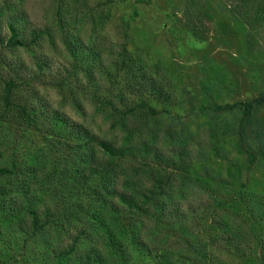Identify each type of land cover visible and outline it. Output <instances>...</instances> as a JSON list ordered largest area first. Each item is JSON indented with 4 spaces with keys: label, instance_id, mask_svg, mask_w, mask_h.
I'll list each match as a JSON object with an SVG mask.
<instances>
[{
    "label": "rangeland",
    "instance_id": "rangeland-1",
    "mask_svg": "<svg viewBox=\"0 0 264 264\" xmlns=\"http://www.w3.org/2000/svg\"><path fill=\"white\" fill-rule=\"evenodd\" d=\"M2 4L0 0V7ZM234 5L225 0H80V4L73 7L80 8L81 15L87 16L81 23L85 43L91 37L100 12L111 10V18L95 39L106 48L103 58L107 67L112 66L118 47L126 44L132 56L141 57L150 64L162 62L165 68H170L177 82L176 95L180 93L178 96L183 103L179 107H168L151 101L159 115L149 118L143 114L140 123L143 122L148 140L154 132L159 133L158 144L166 155L175 149L179 131L188 130L192 137L188 142L194 166L178 171L158 167L145 159L126 160L121 165L141 166L150 172L160 170L172 177L171 187L180 207L185 211L192 208L196 213L186 223L179 218L158 220L141 216L134 228L140 231L146 243L160 250L185 254L186 242L192 246L201 243L209 253V264H262L257 246L264 239V210L262 220L253 223L238 200L251 191L259 193L264 203V161L248 170V157L227 144L238 137L230 135L226 123L238 125L242 113H214L212 109L215 104H235L264 96V21H256V4L248 7L249 13L240 9L245 12L241 15L237 11L222 10V7ZM24 10L30 22L27 34L33 29H50L52 37L45 35L34 44L13 48L8 43L11 33L7 22L5 18L0 19L3 40L0 44V149L3 152L0 165L10 166L13 162L19 165L40 149L48 153L49 158L61 161L62 169L68 159H74L66 145L55 147V139L49 136L54 110L90 128L101 138L124 141L126 130L117 116L111 115L115 112L112 109L105 112L100 106V99L107 98L113 100L120 112L126 111L113 99L115 86L107 76L98 74V70L93 73L95 81L74 69L75 61L56 24L54 1L27 0ZM190 15L191 20L188 19ZM26 38L30 42L31 37L26 35ZM40 63L42 69L38 67ZM209 74L227 76V83L231 84L229 89L221 90L220 94L209 93L205 87ZM9 80L16 83L11 95L13 102L26 105L28 109L42 110L43 115L39 114L37 120L39 128L29 126L17 111L5 106ZM259 110L257 127L264 136V105ZM140 123L134 126L139 127ZM258 140L256 134L249 132L252 144ZM64 156L69 158L63 159ZM223 156H227L225 160ZM235 159L239 160L243 171L231 179L226 166ZM205 167L209 169L207 173ZM70 198L66 203L58 200L57 206L53 203L54 212L61 217L63 211H77L79 219L60 221L51 229L54 248H68L79 235L91 236L95 240L92 245L101 247L95 234L97 226L83 211L86 204L94 203L85 195ZM77 201L81 204L79 208ZM123 216L133 217L124 208ZM224 232L234 236L237 248L225 241L228 235ZM36 244L37 239H33L23 247L19 237L18 244L1 264H40L45 248ZM131 264L154 263L149 257L135 253Z\"/></svg>",
    "mask_w": 264,
    "mask_h": 264
},
{
    "label": "trees",
    "instance_id": "trees-1",
    "mask_svg": "<svg viewBox=\"0 0 264 264\" xmlns=\"http://www.w3.org/2000/svg\"><path fill=\"white\" fill-rule=\"evenodd\" d=\"M26 1L15 0L10 3V0H3L0 7V19L5 18L7 22L11 33L8 43L13 48L34 44L45 35H52L50 29H33L26 33L30 24L24 10ZM53 1L56 24L69 55L75 61L74 69L95 81L97 79L93 73L98 70V74L107 76L115 86L113 99L126 111L120 112L113 100L107 98L100 99V106L105 112L110 109L115 112H111V115L117 116L121 127L126 130V137L122 142L104 139L58 110L51 113L49 136L55 139V147L66 145L74 159H68L62 169L61 161L54 157L49 158L48 153L40 149L19 165L16 162L10 166L0 165V264L12 251V247L18 244L19 237L23 247L37 239L36 245L45 248L40 264H131L135 253L149 257L154 264H209V253L201 243L192 246L190 242H186L187 249L184 254L169 249L160 250L161 248L152 247L144 241L140 231L134 228L140 222L141 216L156 217L158 220L179 218L186 223L196 212L192 208L185 211L180 207L171 187L172 177L160 170L150 172L141 166L121 165L126 160L145 159L158 167L178 171L190 170L194 166L188 142L192 137L188 130L179 131V138L173 147L175 149L166 155L158 144L159 133L154 132L148 140L144 135L143 122L140 123L144 119L143 114L149 118L159 115L151 101L168 107H179L183 104L181 96H178L180 93L176 95L177 82L170 68H165L162 62L150 64L141 57L132 56L126 44L118 47L112 66L107 67L103 58L106 48L95 39L99 36V30L104 29L111 18V10L100 12L91 37L85 43L82 40L81 23L86 21L87 16L81 15L80 8L73 7L80 4V0ZM225 1L236 5L222 7V10L227 13L237 11L239 15L245 13L240 9L249 13L248 7L256 4V21H264V0ZM188 19L191 20L192 15ZM192 32L197 34L194 29ZM26 35L31 37L30 42ZM2 43L0 38V44ZM109 54L112 55L110 52ZM38 67L43 68L41 63ZM227 79V76L221 74H209L205 83L206 90L220 94L221 90L229 89L231 85L227 83ZM6 86L8 95L5 96L4 103L7 109L17 111L29 126L39 128L37 120L39 114L43 115L42 110L17 105L11 96L16 86L15 81H7ZM263 105L264 96L235 104H215L212 107L214 113H242L238 125L226 123L230 135L238 137L233 143L227 144L248 157V170L264 161V136L257 127L259 108ZM139 123L141 126H134ZM249 132L256 134L259 140L252 144L249 141ZM2 153L0 149V154ZM214 153L220 155L218 150ZM226 157L223 156V159ZM67 158L69 157L64 156L63 159ZM204 169L206 173L209 170L208 167ZM242 171L238 159L228 162L226 166V172L231 179L240 176ZM73 195H85L94 203L86 204V210L83 211L97 226L95 234L100 239L101 247L92 245L95 240L91 236L83 238L79 235L68 248H54L50 240L51 229L60 221L79 219L77 211H63L61 217H57L54 212L58 200L66 203ZM238 201L246 208L253 223L262 220L264 203L259 193L245 192ZM77 205L79 208L80 202L77 201ZM123 208L133 217L125 218ZM134 217L139 218L133 219ZM224 233L228 235L224 238L225 241L233 245L234 236ZM85 239L88 241L85 242ZM257 248L261 263L264 264V239L258 242Z\"/></svg>",
    "mask_w": 264,
    "mask_h": 264
}]
</instances>
